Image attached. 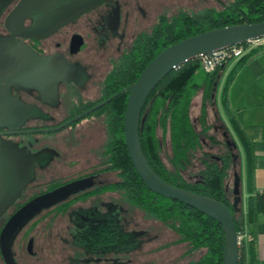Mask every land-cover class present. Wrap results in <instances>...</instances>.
<instances>
[{
    "label": "flooded vegetation",
    "instance_id": "1",
    "mask_svg": "<svg viewBox=\"0 0 264 264\" xmlns=\"http://www.w3.org/2000/svg\"><path fill=\"white\" fill-rule=\"evenodd\" d=\"M19 1L0 0V5L5 3L0 6V40L12 34L5 19ZM155 2L160 9L147 25ZM66 3L79 12L61 23L52 9ZM187 3L188 8L179 5L170 14V0H49L40 4L41 11L36 7L23 17L15 39L47 70L21 74L9 85L1 83L7 87L3 100L14 121L0 128L3 167L18 182L0 215V234L8 219L33 201L29 218L7 239L16 264H189L202 256L201 249L192 250L186 241L157 242L162 229L151 223L127 229L137 220L124 204L133 205L117 189L101 191L119 179L116 171L104 170V145L96 152L86 132L91 121L103 119L94 114L99 107L86 112L107 99L103 96L109 73L140 35L150 33L160 17L217 8L199 7L201 0ZM48 22L58 25L45 28ZM229 144L226 140L225 150L232 154ZM220 154L214 156L217 161ZM112 172L116 179L110 181L105 176ZM69 183L74 185L62 197L41 200ZM173 246L182 250L169 261ZM0 264H6L1 250Z\"/></svg>",
    "mask_w": 264,
    "mask_h": 264
},
{
    "label": "trees",
    "instance_id": "2",
    "mask_svg": "<svg viewBox=\"0 0 264 264\" xmlns=\"http://www.w3.org/2000/svg\"><path fill=\"white\" fill-rule=\"evenodd\" d=\"M263 19L264 0H230L221 8H205L194 14L179 11L170 17H160L152 31L140 35L133 49L109 73L103 99L132 84L146 64L168 45L213 28L260 22ZM260 51L254 48L236 59L224 60L213 71L206 72L201 84L193 81L194 74L201 66L200 58L184 62L160 80L145 100L140 114L139 141L151 168L174 186L225 203L239 233H244L246 223L255 225L259 214L264 211V192L256 189L252 142L229 106V89L238 72ZM231 61L233 63L226 74L219 98L236 138L229 146L237 150L242 162L239 181L243 172L245 197L242 198L239 192L236 205L228 196L226 184L234 156L230 150H224L217 161L216 157L203 151L200 135L190 116L192 99L201 90L202 120L205 118L206 104L216 100L219 77ZM127 95V92L116 95L94 111V114L103 117L106 133L104 170L116 171L119 179L114 184L104 186L101 191L117 189L130 204L173 229L179 240L188 242L192 250L201 249L202 256L189 264H221L224 244L221 224L193 207L149 190L135 171L124 142ZM158 132L169 139L172 152L168 157L170 167L161 156ZM209 138L216 142L212 136ZM192 160L197 161L199 167L184 176V169L192 167L195 170ZM237 264H257L252 238L239 245Z\"/></svg>",
    "mask_w": 264,
    "mask_h": 264
},
{
    "label": "water",
    "instance_id": "3",
    "mask_svg": "<svg viewBox=\"0 0 264 264\" xmlns=\"http://www.w3.org/2000/svg\"><path fill=\"white\" fill-rule=\"evenodd\" d=\"M44 2H49V0H20L5 19V27L8 28L12 34L9 38L0 40V128L14 122L13 119L9 117V111L3 100L7 87H3L1 83L5 82L9 85L11 80H19L21 74L46 69L44 63L38 61L26 46L15 39V36L19 34L22 27L23 17L36 7H39L38 10L41 8L44 9V7L40 6V4ZM0 6L4 7L5 3H1ZM52 12L54 14L56 13L58 18H62L61 23H63L79 11H77V8L71 7L69 3H66L58 5L52 9ZM52 12L50 11L48 14L51 15ZM57 25L58 24L54 26L48 22L45 28L54 29ZM261 36H264V19L260 20V22L225 25L181 39L166 46L154 56L141 70L132 84L122 88L113 96L91 107L86 112H91L109 101L112 97L127 92L128 95L124 113V142L135 171L149 190L193 207L221 224L224 235L221 264H237L239 258L238 237L240 233L236 230L229 207L225 203L213 198L174 186L163 180L151 168L143 154L139 141L140 114L143 104L151 91L160 80L174 68L190 59L199 58L202 55H210L228 46L236 45ZM83 115L84 114H81L73 118L62 126L77 120ZM3 157V149L0 144V215L8 203L7 197L11 194L13 185H17L18 182L9 176L8 171L11 173L10 169L7 170L3 167ZM2 168L5 171L8 182L3 180ZM12 168L18 173V169L14 167V165ZM73 185L74 183H69L61 186L44 195L41 200L52 199L55 196L62 197L64 194L71 191L69 189ZM239 185L240 181L237 176L233 188L234 205L239 202ZM32 204L33 201L19 208L8 219L1 231L0 250L6 264H16L9 251L7 239L11 238L13 232L29 218L27 212Z\"/></svg>",
    "mask_w": 264,
    "mask_h": 264
},
{
    "label": "rangeland",
    "instance_id": "4",
    "mask_svg": "<svg viewBox=\"0 0 264 264\" xmlns=\"http://www.w3.org/2000/svg\"><path fill=\"white\" fill-rule=\"evenodd\" d=\"M185 1V2H184ZM218 2L221 3H228L230 0H217ZM190 2V0H189ZM206 4H213V5H217V8H221V5L219 3H216L215 0H201V3L198 5L200 6H204ZM183 7V8H188L189 5L187 3V0H179V2L177 0H170V6L167 10L168 13H173L175 12L178 7ZM160 9L159 6L156 5V2L154 3L153 6V11H155L152 14V17H150L148 19L147 25H150L154 18H155V14L156 12H158V10ZM146 26V25H145ZM144 27V26H142ZM229 70V68L225 69L224 72L221 74V76L219 77V82L217 84V97L216 100L213 101L211 104L208 103L206 104V115L205 118L202 120V111H201V103H202V92L201 90H199L193 97L192 99V103L190 106V116L191 119L193 121L194 127L196 129V131L198 132V134L200 135L201 141H202V150L205 152H208L210 155L213 156H217L220 152H222L223 150H225V141L228 140L229 143H231L233 140H235V135L232 132L229 124H228V118L226 113L223 110L222 105L220 104V92H221V88L222 85L224 83L225 77H226V72ZM206 70L203 68V66L201 65L199 67V69L196 71V73L193 76V81L196 83L201 84L206 76ZM242 74V75H241ZM245 72L243 73L240 72L238 74V76L235 78V80L232 82L231 84V88H230V92H231V98H230V106L233 107L236 104V100L240 99V101L243 99L240 90L242 88V84L244 82V86L245 85H250L251 89L254 87L255 82L250 80L248 81V84L246 82V77L245 76ZM204 122V123H203ZM205 126L208 127L205 129ZM86 132H88V135L90 137V146L93 148H95V151L97 152H101L102 147L105 143L106 140V133H105V129L103 126V123L101 122L100 119L94 120L90 122L89 127L86 129ZM209 136H212V138H214L216 140V142H212L211 139L209 138ZM158 137L161 143V156L163 158V161L165 162V164L170 167V164L168 162V157L171 156L172 152H171V148H170V143H169V139L168 137H163L160 132H158ZM238 142V141H237ZM239 145V143H238ZM99 147V148H98ZM240 147V146H239ZM91 149V150H92ZM98 149V150H97ZM232 154L234 156V161L232 163V166L229 170V176L226 180V184L228 187V196L232 197V189L234 188L235 185V179L236 177L241 175V159L238 157L237 155V150L235 148H232ZM192 164H194L195 170L192 167H189L187 169H184L182 171V174L184 176H186L187 172H194L196 171L198 166V162L192 160ZM2 172H3V180L8 182V179L6 178V174L4 169L2 168ZM107 179H109L110 181H113L114 179H116V175L115 173H109L108 175L105 176ZM109 198L107 195L105 197V199ZM125 207L128 209V215L132 216L134 219L137 220V222L133 225H130L127 227V229H142L145 225L148 224H152L153 227L155 228H160L162 229V237H160V239L156 240L157 242H168L166 243V245L168 244H173L176 243V239H178L177 234L174 232V230H172L168 225H166L165 223L161 222L160 220L156 219L155 217L151 216L150 214H148L147 212L139 209L138 207H131L126 204H124ZM165 244L162 245V247L166 246ZM180 247V246H179ZM176 248V247H172L173 249L169 252L168 251V258L169 261L171 259H176L178 258V253L180 252L181 248ZM182 250V249H181ZM182 261V260H181ZM180 261V262H181ZM176 264V263H174Z\"/></svg>",
    "mask_w": 264,
    "mask_h": 264
},
{
    "label": "crops",
    "instance_id": "5",
    "mask_svg": "<svg viewBox=\"0 0 264 264\" xmlns=\"http://www.w3.org/2000/svg\"><path fill=\"white\" fill-rule=\"evenodd\" d=\"M232 63L233 61L228 64L227 69ZM242 71L246 73L244 78L246 77L247 84L250 80V82H255V85L251 89L249 84L244 86L243 82L240 90L243 99L241 101L240 99L236 100V104L233 107L230 106L231 92L229 89V106L235 113L245 134L252 142L255 156V186L257 190L264 192V49H261V51L238 72V74ZM229 126L231 128L230 124ZM239 191L242 194V198L245 197L243 172ZM233 198L234 195L232 193L231 199L233 200ZM251 232L252 235H249ZM244 233L246 236H249L250 239L252 238L257 264H264V211L259 214L255 225L249 223L245 224ZM248 241L249 240H246V242Z\"/></svg>",
    "mask_w": 264,
    "mask_h": 264
},
{
    "label": "built area",
    "instance_id": "6",
    "mask_svg": "<svg viewBox=\"0 0 264 264\" xmlns=\"http://www.w3.org/2000/svg\"><path fill=\"white\" fill-rule=\"evenodd\" d=\"M254 48L264 49V36L228 46L219 51H215L210 55H202L199 58L203 68L207 72H211L224 60L229 58L236 59ZM246 240H250V237L246 236L245 233H240L238 237L239 245Z\"/></svg>",
    "mask_w": 264,
    "mask_h": 264
}]
</instances>
